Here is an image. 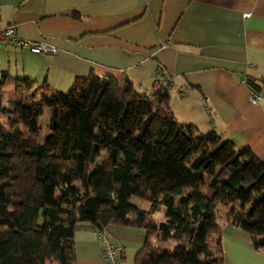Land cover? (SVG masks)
<instances>
[{
    "label": "trees",
    "instance_id": "16d2710c",
    "mask_svg": "<svg viewBox=\"0 0 264 264\" xmlns=\"http://www.w3.org/2000/svg\"><path fill=\"white\" fill-rule=\"evenodd\" d=\"M168 99L159 80L140 94L89 72L58 92L0 69V264H75L74 232L108 225L143 230L132 264H222L223 221L264 253V163L212 130L190 136Z\"/></svg>",
    "mask_w": 264,
    "mask_h": 264
},
{
    "label": "crops",
    "instance_id": "0c3cea01",
    "mask_svg": "<svg viewBox=\"0 0 264 264\" xmlns=\"http://www.w3.org/2000/svg\"><path fill=\"white\" fill-rule=\"evenodd\" d=\"M7 24L18 38L55 49L35 54L1 46L0 69L10 75L44 77L58 92L89 72L126 76L142 94L159 80L190 136L212 130L264 163V93L250 103L244 82L264 79V0H0V25ZM102 232L122 246L118 264L128 253L133 258L143 240L134 227ZM74 246L75 264H106L96 232L76 230ZM220 247L222 264H264V253L224 221Z\"/></svg>",
    "mask_w": 264,
    "mask_h": 264
},
{
    "label": "built area",
    "instance_id": "2783aa9c",
    "mask_svg": "<svg viewBox=\"0 0 264 264\" xmlns=\"http://www.w3.org/2000/svg\"><path fill=\"white\" fill-rule=\"evenodd\" d=\"M5 45H15L26 48L29 52L35 54H53L55 52L54 47L48 44L42 42L35 43L18 38L13 24L0 25V47ZM259 98L260 95L258 93L251 92L248 101L255 104ZM96 235L102 241L101 255L106 264H118V258L122 253V246L118 243L109 241L101 231L96 232Z\"/></svg>",
    "mask_w": 264,
    "mask_h": 264
},
{
    "label": "rangeland",
    "instance_id": "374dc122",
    "mask_svg": "<svg viewBox=\"0 0 264 264\" xmlns=\"http://www.w3.org/2000/svg\"><path fill=\"white\" fill-rule=\"evenodd\" d=\"M14 73H11V75H13ZM13 76H15V75H13ZM134 88H136L135 86H134ZM68 89H66L65 91H59V92H66ZM135 91H136V89H135ZM136 92H138V91H136ZM138 93H140V94H142L140 91L138 92ZM38 122H39V125L40 126H42V127H45V124H46V118L45 117H43V118H40L39 120H38ZM104 156V154L101 152V154L96 158V160H99L100 158H102ZM152 218H153V220L155 221V222H159V221H161V220H163V215L160 213V212H154L153 213V215H152ZM136 230H138V231H141V232H143V230L142 229H140V228H135ZM118 259H120V258H118ZM132 255H130V253H128L127 254V257H125L123 260H122V263L121 264H132Z\"/></svg>",
    "mask_w": 264,
    "mask_h": 264
}]
</instances>
